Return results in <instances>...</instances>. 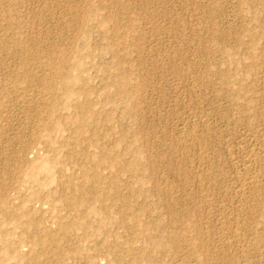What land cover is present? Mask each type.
<instances>
[{
  "label": "rangeland",
  "instance_id": "374dc122",
  "mask_svg": "<svg viewBox=\"0 0 264 264\" xmlns=\"http://www.w3.org/2000/svg\"><path fill=\"white\" fill-rule=\"evenodd\" d=\"M254 156L264 0H0V264H264Z\"/></svg>",
  "mask_w": 264,
  "mask_h": 264
},
{
  "label": "bare ground",
  "instance_id": "6f19581e",
  "mask_svg": "<svg viewBox=\"0 0 264 264\" xmlns=\"http://www.w3.org/2000/svg\"><path fill=\"white\" fill-rule=\"evenodd\" d=\"M264 158L262 157V159H259V158H257L256 156H254V157H252L250 160H251V162H252V164L254 163V162H258L259 160L261 161V160H263ZM259 161V162H260ZM262 162V161H261ZM42 167L44 168V167H46V164L44 163V164H42ZM260 169V168H259ZM258 175V174H257ZM252 179H250V180H248V182H249V184L251 183H254V182H256V180L254 179V177H251ZM255 178H256V176H255ZM248 182H247V186H248ZM257 183V182H256ZM255 183V184H256ZM253 185V184H252ZM253 187H255L254 185H253ZM238 232V231H237ZM237 232H235V235H238L239 233H237ZM52 241H55V238H50V241L49 242H52ZM55 247V246H54Z\"/></svg>",
  "mask_w": 264,
  "mask_h": 264
}]
</instances>
